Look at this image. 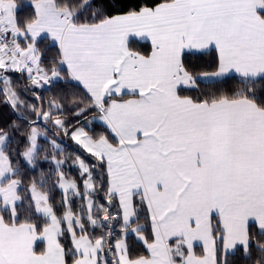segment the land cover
Returning <instances> with one entry per match:
<instances>
[{
    "label": "snow or ice",
    "instance_id": "snow-or-ice-1",
    "mask_svg": "<svg viewBox=\"0 0 264 264\" xmlns=\"http://www.w3.org/2000/svg\"><path fill=\"white\" fill-rule=\"evenodd\" d=\"M0 264H264V0H0Z\"/></svg>",
    "mask_w": 264,
    "mask_h": 264
},
{
    "label": "trees",
    "instance_id": "trees-1",
    "mask_svg": "<svg viewBox=\"0 0 264 264\" xmlns=\"http://www.w3.org/2000/svg\"><path fill=\"white\" fill-rule=\"evenodd\" d=\"M54 51H55V49L52 50V52H54ZM52 52H49L47 55L50 56L52 54ZM8 115H9V111L7 109H3V117L2 118H6ZM97 124L99 125V123H97ZM97 130L98 131L102 130V128L98 127ZM32 174H36V173H32ZM73 174H75V173H73ZM57 197H58V194H57Z\"/></svg>",
    "mask_w": 264,
    "mask_h": 264
},
{
    "label": "rangeland",
    "instance_id": "rangeland-1",
    "mask_svg": "<svg viewBox=\"0 0 264 264\" xmlns=\"http://www.w3.org/2000/svg\"><path fill=\"white\" fill-rule=\"evenodd\" d=\"M97 123H99V122H97Z\"/></svg>",
    "mask_w": 264,
    "mask_h": 264
}]
</instances>
